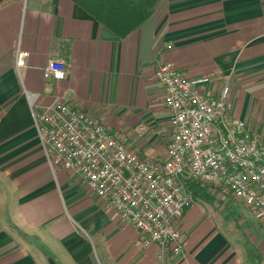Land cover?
I'll return each instance as SVG.
<instances>
[{
	"label": "crops",
	"instance_id": "0c3cea01",
	"mask_svg": "<svg viewBox=\"0 0 264 264\" xmlns=\"http://www.w3.org/2000/svg\"><path fill=\"white\" fill-rule=\"evenodd\" d=\"M52 60L66 79L44 77ZM164 62L214 93L230 86L234 116L264 137V0H163L125 38L72 0H0V264H264V226L221 187L204 186L210 199L186 211L184 253L159 257L77 175L49 165L28 93L166 160L169 113L155 78Z\"/></svg>",
	"mask_w": 264,
	"mask_h": 264
},
{
	"label": "built area",
	"instance_id": "2783aa9c",
	"mask_svg": "<svg viewBox=\"0 0 264 264\" xmlns=\"http://www.w3.org/2000/svg\"><path fill=\"white\" fill-rule=\"evenodd\" d=\"M25 56L19 53V67ZM44 77L66 79L65 64L50 61ZM155 78L171 129L164 161L138 155L91 114L61 102L42 109L28 93L50 167L77 175L144 246L157 245L159 257L184 253L182 219L195 203L189 182L221 187L264 226V137L234 116L230 86L214 93L205 88L208 79L188 78L172 62L161 63Z\"/></svg>",
	"mask_w": 264,
	"mask_h": 264
},
{
	"label": "trees",
	"instance_id": "16d2710c",
	"mask_svg": "<svg viewBox=\"0 0 264 264\" xmlns=\"http://www.w3.org/2000/svg\"><path fill=\"white\" fill-rule=\"evenodd\" d=\"M119 38L139 29L158 9L163 0H72ZM188 190L197 199H210L207 188L189 182Z\"/></svg>",
	"mask_w": 264,
	"mask_h": 264
},
{
	"label": "water",
	"instance_id": "95a60500",
	"mask_svg": "<svg viewBox=\"0 0 264 264\" xmlns=\"http://www.w3.org/2000/svg\"><path fill=\"white\" fill-rule=\"evenodd\" d=\"M49 264H57L53 259H49Z\"/></svg>",
	"mask_w": 264,
	"mask_h": 264
},
{
	"label": "clouds",
	"instance_id": "9594fccd",
	"mask_svg": "<svg viewBox=\"0 0 264 264\" xmlns=\"http://www.w3.org/2000/svg\"><path fill=\"white\" fill-rule=\"evenodd\" d=\"M62 75V74H61Z\"/></svg>",
	"mask_w": 264,
	"mask_h": 264
}]
</instances>
